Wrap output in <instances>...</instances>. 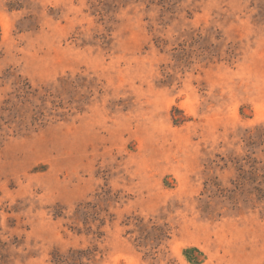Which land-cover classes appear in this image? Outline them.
<instances>
[{
	"label": "rangeland",
	"instance_id": "obj_1",
	"mask_svg": "<svg viewBox=\"0 0 264 264\" xmlns=\"http://www.w3.org/2000/svg\"><path fill=\"white\" fill-rule=\"evenodd\" d=\"M11 105L12 264H264V0H0ZM86 203L109 216L99 240L73 220Z\"/></svg>",
	"mask_w": 264,
	"mask_h": 264
},
{
	"label": "trees",
	"instance_id": "obj_2",
	"mask_svg": "<svg viewBox=\"0 0 264 264\" xmlns=\"http://www.w3.org/2000/svg\"><path fill=\"white\" fill-rule=\"evenodd\" d=\"M17 92L19 93V97L21 99H26L25 101L27 103V98L29 96H34L32 94L35 93L32 92L31 87L25 82H22V88H18ZM8 104L9 102L4 103V105ZM12 107L13 106L11 105L9 109H0V128L4 121V117L2 116L3 113L8 112V115L5 118H9L11 114L18 113L14 111V108L10 109ZM36 115H39V113L32 114L31 119L33 122L38 118ZM255 132L254 138H264V127L257 129ZM259 171L261 173L260 176H264V167H262L260 170L253 169L252 172L249 173V176H257L256 173ZM95 208V206H91L89 203L77 205L73 214V220L75 222H80L86 233H90L94 238L99 240L102 237V228L104 227L106 220L105 217L109 216L106 215V210L96 211ZM13 211L15 212L16 210ZM101 213H104L103 218L100 217ZM59 215L60 211L55 210L54 216L57 218ZM94 223H97V225ZM151 230V232L156 235L155 238L158 242L161 241V238H164V233L160 228L154 227ZM76 232L80 233V230H76ZM4 238L5 235L2 234L0 229V264H12L17 256L12 254L11 248L17 249L19 247V243L15 237H12V240H9V238L6 237L7 241ZM95 256L96 249L69 250L66 253H60L56 250L50 255L49 264H93Z\"/></svg>",
	"mask_w": 264,
	"mask_h": 264
}]
</instances>
